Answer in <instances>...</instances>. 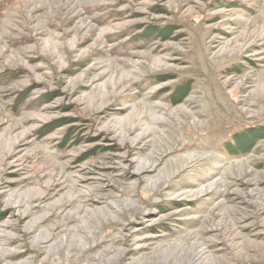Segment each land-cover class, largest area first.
I'll use <instances>...</instances> for the list:
<instances>
[{
    "label": "rangeland",
    "instance_id": "obj_1",
    "mask_svg": "<svg viewBox=\"0 0 264 264\" xmlns=\"http://www.w3.org/2000/svg\"><path fill=\"white\" fill-rule=\"evenodd\" d=\"M0 264H264V0H0Z\"/></svg>",
    "mask_w": 264,
    "mask_h": 264
},
{
    "label": "bare ground",
    "instance_id": "obj_2",
    "mask_svg": "<svg viewBox=\"0 0 264 264\" xmlns=\"http://www.w3.org/2000/svg\"><path fill=\"white\" fill-rule=\"evenodd\" d=\"M185 146H181V149L180 150H182L183 148H184ZM142 170V169H141ZM141 170H139V171H141ZM77 188V187H76ZM74 199V198H73ZM71 200V199H70ZM76 211H75V214H80L81 213V211L83 210L81 207H76ZM67 215V214H66ZM65 215V216H66ZM74 243H71V244H69V248H68V251H79L78 250V246H76V245H73ZM64 247H66V246H63L62 248H64ZM9 256H11V255H9Z\"/></svg>",
    "mask_w": 264,
    "mask_h": 264
}]
</instances>
